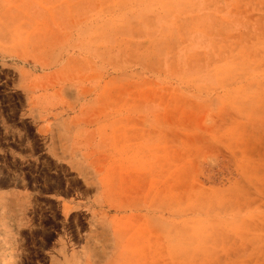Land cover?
I'll use <instances>...</instances> for the list:
<instances>
[{
  "label": "rangeland",
  "instance_id": "rangeland-1",
  "mask_svg": "<svg viewBox=\"0 0 264 264\" xmlns=\"http://www.w3.org/2000/svg\"><path fill=\"white\" fill-rule=\"evenodd\" d=\"M0 264H264V0H0Z\"/></svg>",
  "mask_w": 264,
  "mask_h": 264
}]
</instances>
